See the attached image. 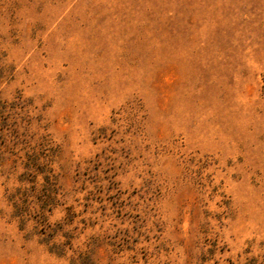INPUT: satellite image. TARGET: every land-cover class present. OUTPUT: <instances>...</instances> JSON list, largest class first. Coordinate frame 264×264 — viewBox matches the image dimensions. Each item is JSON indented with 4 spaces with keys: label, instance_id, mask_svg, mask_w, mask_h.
I'll return each instance as SVG.
<instances>
[{
    "label": "rangeland",
    "instance_id": "obj_1",
    "mask_svg": "<svg viewBox=\"0 0 264 264\" xmlns=\"http://www.w3.org/2000/svg\"><path fill=\"white\" fill-rule=\"evenodd\" d=\"M0 264H264V0H0Z\"/></svg>",
    "mask_w": 264,
    "mask_h": 264
}]
</instances>
